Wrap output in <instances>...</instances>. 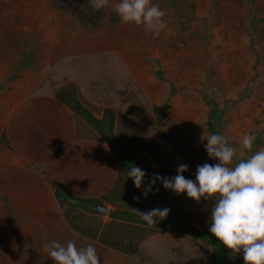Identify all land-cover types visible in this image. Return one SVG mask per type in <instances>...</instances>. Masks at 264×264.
<instances>
[{
    "label": "crops",
    "instance_id": "1",
    "mask_svg": "<svg viewBox=\"0 0 264 264\" xmlns=\"http://www.w3.org/2000/svg\"><path fill=\"white\" fill-rule=\"evenodd\" d=\"M21 18L24 23L12 30H0V41L16 30L29 33L27 16ZM63 33L73 34L62 28L54 31ZM36 34L44 38L45 47V30L38 29ZM74 44L49 46L54 48L50 50L56 61H67L70 66V58L96 51L91 55L97 57L93 65L101 68L105 80L102 84L107 88L93 95L88 83L78 81L76 97L97 120L104 118L106 109L112 110L111 133L105 130L106 125L104 133L99 132L81 111L56 99V92L64 85L51 95L33 97L29 84L23 85L24 80L8 81L10 76L0 73V86L7 82L0 87V264H17L16 252L18 259L27 257L29 239L36 243L40 258H49L44 244L53 240L64 244L71 239L79 247L92 243L104 264H214L215 249L191 232L204 233L202 228L210 224L206 209L201 213L196 208L198 202L186 193L177 195L164 189L159 180L146 197L143 195L153 174L174 177L183 163L195 179L198 165L218 162L207 156V141L200 140L203 133L209 135V122L201 119L205 109L196 110L190 103L192 97L202 100L204 107L207 104L206 67L200 59H189L194 44L187 46L189 56L184 61L174 55L172 59L161 58H169L168 50H179L164 42L153 48L150 58L139 57L138 50L133 49L136 53L132 59L120 55L122 44L97 45L94 50ZM9 45L10 52L16 51L17 47ZM44 47L40 45L41 50ZM11 57L6 55L0 65ZM9 64L13 66V62ZM173 73L174 78L169 79L167 74ZM212 112L213 108L209 115ZM136 120L138 127L141 124L149 128L156 139L139 130ZM217 132L220 134L219 128ZM118 146L126 153L118 155ZM132 166L146 173L139 190L128 177ZM92 205L107 208V213L90 210ZM154 208H173L176 217L168 213L157 224L148 226L135 211ZM125 213L130 214L129 218L122 215ZM180 222L187 223V227ZM225 255L230 264H244L242 251L230 254L226 248Z\"/></svg>",
    "mask_w": 264,
    "mask_h": 264
},
{
    "label": "rangeland",
    "instance_id": "2",
    "mask_svg": "<svg viewBox=\"0 0 264 264\" xmlns=\"http://www.w3.org/2000/svg\"><path fill=\"white\" fill-rule=\"evenodd\" d=\"M7 1L0 0V30H12L18 23H24L21 17L26 15L29 33H18L16 30L15 34L5 36V40L0 41V61L6 55L13 56L1 63L0 73L8 74V81L24 80L23 85L29 84L33 97L40 93L44 96L51 95L61 85L64 88L73 85L77 92L75 83L78 81L88 83L93 95L101 94L100 88H107L106 84H102L105 80L101 68L93 65L97 57L91 55L96 54V51L86 53L89 56H72L70 59H73V63L69 62L70 66L67 61H56L53 50H50L53 48L52 45L49 46L50 43L59 47L61 42H71L80 45L79 48L86 45L93 50L97 45L122 44L124 49L120 51V55L132 59L136 53L133 49L138 50L139 57L145 55L150 58L153 48H158V44L164 42L178 46L179 50H168L166 52L169 58H161L172 59L174 55L179 57L178 60L188 58L187 46L194 44L189 59H200L206 67L207 104L204 107L202 100L192 97L190 103L196 110L198 107L205 109L204 115L201 112V119L209 122L208 134H218L219 128L220 135L226 137L229 144L237 149L233 163L264 150V0H152L153 4L159 5L166 12L164 19L168 25L156 38L145 33L142 27L120 21L113 7L119 0H109L108 5L99 11H92L89 0ZM60 28L63 32L66 30L77 35L54 34ZM38 29H44L48 36L45 47L41 40L44 38L36 34ZM182 43L183 46L180 45ZM9 44L17 47L16 51L10 52ZM40 45H43V50ZM9 61L13 62V66ZM167 75L171 79L175 73ZM6 83L0 87L6 86ZM211 108L213 112L209 115ZM219 109L220 112L217 111ZM126 113L131 119H135L129 111ZM137 122L138 120L135 122L136 126ZM138 129L146 136L156 139L149 128L140 124ZM105 130L108 133V129ZM246 133L254 135L255 141L251 151L245 150L241 156L240 140ZM213 204L212 200L196 204L201 213L206 209L208 223ZM169 210L175 216L172 212L174 209ZM180 223L183 228L188 225ZM209 227L210 224L205 228L201 226L204 233L209 231ZM29 228L23 226V229ZM199 239L205 240V236ZM29 240L26 245L31 249L30 254L26 252L27 257L18 259L16 252L14 261L17 264H54L51 258L37 257L36 243ZM219 259L220 264H223L221 255ZM225 264H230L226 255Z\"/></svg>",
    "mask_w": 264,
    "mask_h": 264
},
{
    "label": "clouds",
    "instance_id": "3",
    "mask_svg": "<svg viewBox=\"0 0 264 264\" xmlns=\"http://www.w3.org/2000/svg\"><path fill=\"white\" fill-rule=\"evenodd\" d=\"M92 11L106 7L109 0H89ZM114 11L123 24L142 27L153 38L160 35L168 25L166 12L152 0H119ZM207 141L205 151L215 164L198 165L195 179L186 178L183 173L187 164H180L174 177H160L153 174L143 195L152 191V185L161 181L164 189L177 195L186 196L196 202L201 199L212 200L209 232L220 245L230 250V254L243 252L244 264H264V150L255 152L247 159L233 163L237 149L231 146L226 137L220 134L200 137ZM255 136L244 134L240 140V155L251 151ZM146 176L138 166L128 170L136 189H141ZM158 191V189H157ZM134 199H139L134 197ZM135 210V209H134ZM148 225L157 224L164 219L169 209L154 208L147 212L135 210ZM44 252L54 264H101L100 256L92 243L77 247L74 240L66 244L53 240L43 245Z\"/></svg>",
    "mask_w": 264,
    "mask_h": 264
},
{
    "label": "trees",
    "instance_id": "4",
    "mask_svg": "<svg viewBox=\"0 0 264 264\" xmlns=\"http://www.w3.org/2000/svg\"><path fill=\"white\" fill-rule=\"evenodd\" d=\"M56 99L62 101V103H64L65 105L69 106L72 110H74V111H76L78 113H79V111H81V113L85 116V118L88 120V122H90L96 128V130H98L99 132L104 133L102 128H104L105 125H106L107 129H108V132L111 133L112 121H113V112H112V110L106 109L104 111V118L102 120L95 119L91 114H89L87 111H85L84 108L79 104L73 85H70L68 87H65V88L63 87V88L59 89L56 92ZM107 120H108V123H106ZM105 137L107 138L108 136L105 135ZM108 139H110V137ZM117 152H118L117 153L118 155L126 153L119 146H118ZM57 155H60V151L57 152ZM183 175L186 178H188V179H193L194 180V178L187 172H184ZM60 190H61V188L58 189V193L56 194L57 197L59 196ZM62 191L65 194L63 189H62ZM81 202H83V201H81ZM83 203L86 204V202H83ZM122 215H125L127 218H129V216H130L129 213L128 214L125 213V214H122ZM191 231H194V234H196V236H198L200 238H203L205 236V240L208 241L209 244H211V246L215 249L214 256H213V263L214 264H220V259H219L220 255L222 256L223 264H225L226 248L224 246L220 245L219 242L215 239V237H213L211 235V233L209 231L206 232V233L197 232L194 229H191ZM208 233H209V235L207 236ZM202 235H204V236L202 237Z\"/></svg>",
    "mask_w": 264,
    "mask_h": 264
},
{
    "label": "water",
    "instance_id": "5",
    "mask_svg": "<svg viewBox=\"0 0 264 264\" xmlns=\"http://www.w3.org/2000/svg\"><path fill=\"white\" fill-rule=\"evenodd\" d=\"M89 209L103 215L107 213V208L100 205H92L89 207Z\"/></svg>",
    "mask_w": 264,
    "mask_h": 264
}]
</instances>
